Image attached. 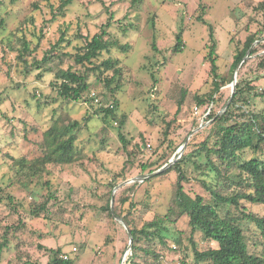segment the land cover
Returning <instances> with one entry per match:
<instances>
[{
	"label": "rangeland",
	"instance_id": "1",
	"mask_svg": "<svg viewBox=\"0 0 264 264\" xmlns=\"http://www.w3.org/2000/svg\"><path fill=\"white\" fill-rule=\"evenodd\" d=\"M263 1L139 0L132 5L131 0H76L66 8L63 17L52 20L48 2L44 0H0L3 2L0 19L4 20V30L0 31V241L5 235L11 245L2 264H46L51 255L49 249H60V257L66 255L72 264H128L131 249H127V232L104 209L110 193L109 207L114 212L113 196L133 183L116 191L110 184L116 180L119 185L147 175L160 164L163 154L171 153L169 160L175 159L188 137L183 153L192 151L205 139L203 132L190 140L209 125L205 120L210 106L199 107L194 98L212 89L209 63L204 60L208 44L205 24L213 27L218 73L226 81L220 90L221 103L215 108L218 113L231 94V83L227 80L233 56L249 34L260 33L264 28L260 9ZM33 2H38V9L32 7ZM49 4L55 7L58 0H50ZM200 6L204 7L203 14ZM31 16L35 18L34 25L29 24ZM198 16L205 24L197 21ZM66 25L69 34L79 27L87 37L99 33L103 26L110 39L128 46L125 53L115 50L110 54L118 59L122 72L119 91L111 95L94 76L87 75L88 98L93 101L65 104L50 85L58 64L56 57L49 65L53 72L41 79H37V70L27 77L16 71L19 28L33 41L40 37V48L32 56L41 60ZM179 33L181 52L173 53ZM260 35L262 39L251 47L256 53L248 54L244 67L237 70V78L250 81L258 93L264 91V34ZM27 58L30 61L31 57ZM69 63L64 59L61 66ZM182 93V107L175 114ZM113 100L117 103V119H123L120 128L112 120L111 125L103 124L102 113L84 124V118L111 106ZM253 110L264 112V99L257 98ZM73 121L80 123V129L74 131L76 161L66 166H50L48 173L32 182L28 178L18 180L12 159L40 156L43 132L52 125L63 128ZM119 134L125 139V146ZM250 156L251 153L246 154L247 158ZM143 164L155 165L143 173L140 169ZM187 177L188 181L182 183L184 191L209 202V195L200 183L206 178L191 170ZM175 178L176 174L170 172L148 184L137 182L140 185L133 199L143 200L149 206V211L140 204L131 211L130 218L138 228L144 222L164 219L172 206ZM52 195L54 198L49 200L45 211L38 217L30 215L35 206ZM240 204L247 212L264 216L263 206L245 201ZM227 209L228 205H221L220 214ZM170 218L172 223H166L170 236L166 246L153 244L154 250L160 252L161 264H182V260L184 264H194L190 240L197 242L199 250L216 247L215 243L202 241L200 233L191 234L187 217H178L176 213ZM18 221L24 227L15 230ZM244 232L249 252L264 256L256 228L245 223ZM174 238L179 239L178 243ZM13 248L19 257L16 258ZM146 260L150 259L139 252L133 264H147Z\"/></svg>",
	"mask_w": 264,
	"mask_h": 264
},
{
	"label": "trees",
	"instance_id": "2",
	"mask_svg": "<svg viewBox=\"0 0 264 264\" xmlns=\"http://www.w3.org/2000/svg\"><path fill=\"white\" fill-rule=\"evenodd\" d=\"M44 1L48 2L53 20L58 16L63 17L66 8L76 0H58L55 7L49 4L50 0ZM135 1L139 0H131V4L134 5ZM2 5L3 2H0V7ZM31 5L34 9L39 8L38 2H33ZM200 8L203 14L204 7L200 6ZM260 9H262L264 16V1L260 4ZM196 19L205 24L201 16ZM28 20L30 25H34L35 18L33 16L29 17ZM23 21H26V19ZM109 25L107 23L106 28ZM205 25L208 32V44L204 60L209 63L212 89L208 94L196 95L194 98L199 107L210 106L205 120V122L209 121V125L194 134L190 140L202 136L203 132H206L205 139L192 151L183 153L178 160L158 176L142 182L148 184L158 177L174 172L176 178L172 206L167 210L163 220L156 218L144 222L138 228L133 219L130 218L131 211L135 210L139 204L145 211H149L147 203H144L143 200L135 201L133 199L135 189L140 184L135 182L124 186L113 196L114 213L123 221L132 237L128 264L134 263L139 252L146 259H150L146 260L147 264H161L160 252L154 250L153 244L156 242L164 247L166 246V240L170 238L166 223H172L170 217L176 213L178 217H187L191 234L198 232L202 241L216 244L213 249L207 247L204 250H199L197 242L190 240L194 264H264V256L249 252L244 235V224L253 225L261 238V247L264 251V216L259 217L251 214L244 210L240 204V201H245L264 207V112L253 110L254 101L257 98L264 99V91L256 92L250 81L238 77L230 104L222 114L217 115L215 108L221 103L220 90L226 81L218 73L216 64L218 56L215 52L216 43L213 27L210 24ZM3 30L4 20L0 19V31ZM69 30V25H66L62 30L60 29L56 42L50 46L41 60H37L32 55L40 48V37L33 41V39L28 38L24 29L19 28L16 35L19 48H17L15 56L16 62L19 64H16L18 67L14 65L16 71L21 76L27 77L31 72L37 70L39 71L37 79H41L42 75L53 72V68L49 65L56 57L58 64H55L57 68L50 85L57 98L65 104L79 102L89 104L93 101L92 98H88L90 84L87 81V75L94 76L96 81L100 82L109 94L113 95L119 91L121 89L122 72L119 68L118 59L112 58L110 54L115 50L125 53L128 46L126 44L121 45L116 39H110L107 30L103 26L100 28L99 33L93 34L91 37L82 34L79 27L72 34H69ZM123 32H125V29H123ZM262 33L264 34V28L260 33L249 34L242 48L233 56L229 69L230 77L227 80L229 83L232 82V75L237 66L242 62L240 65V69H242L246 64L244 57L247 52H250L249 56L256 53V50L251 49V47L253 43L262 39L260 38ZM181 47L182 41L179 33L176 36V43L172 48V52H181ZM152 48L156 50L154 44ZM67 49L72 51L69 52ZM27 57H31L30 61L27 60ZM64 59L70 62L66 67L61 66ZM262 63H264L263 59ZM183 98L184 93L180 96L175 114L180 112ZM116 107L117 103L113 100L111 106L94 111L90 116L84 118L83 122L87 124L98 113H102L101 122L103 124L111 125L112 123L109 121L112 120L117 122L120 128L123 119H117ZM78 129H80V123L77 121L68 123L63 128H57L53 125L48 127L42 134V153L40 156L30 160L23 157L12 159L15 177L18 180L28 178L32 182L44 173H48V167L50 166H66L75 162L77 159L75 146L77 135L74 131ZM163 135L165 138L167 137V129L164 130ZM119 139L125 146L126 141L121 134H119ZM247 153H251L249 158L246 157ZM170 156L171 153L169 155L163 154L160 158V164L147 173L150 174L162 168L169 162ZM154 165H141V172L144 173ZM190 170L191 173L197 172L201 177L211 179L200 180L201 185L209 195V202H206L200 195L190 196L184 191L182 183L188 181L187 175ZM119 178L121 177L117 179ZM117 183L114 180L110 184V188H115ZM220 186L222 187L219 188ZM225 189L229 192H224ZM53 198V195L49 196L41 204L35 206L30 211V215L38 217L41 211L47 209L49 200ZM8 199L11 201V196ZM109 201L110 193L104 210L111 216ZM221 205L230 207L223 215L220 214ZM23 227L24 223L18 221L15 230ZM173 240L178 243L179 239L174 238ZM10 247L9 240L4 235L0 241V264H2L4 253ZM38 248L41 249L40 246ZM48 252L51 255L46 264H72L70 260H64L60 257V249H49ZM13 253L16 258L19 257L15 248H13ZM181 263L184 264L185 261L182 260Z\"/></svg>",
	"mask_w": 264,
	"mask_h": 264
},
{
	"label": "water",
	"instance_id": "3",
	"mask_svg": "<svg viewBox=\"0 0 264 264\" xmlns=\"http://www.w3.org/2000/svg\"><path fill=\"white\" fill-rule=\"evenodd\" d=\"M248 54H249V52H247V54L245 55L244 60L248 57ZM244 60H243V61H244ZM241 63H242V62H241ZM241 63L237 66V68L235 69V71H234V73H233V75H232L231 94H230V96H229V98H228L226 104L224 105L223 109H222L220 112H218L217 115L222 114V113L227 109L228 105L230 104V101H231L232 96H233V93H234L235 84H236V81H237V79H236V78H237V70L239 69ZM201 127H202V126H200L198 129H200ZM198 129L195 130V131H192V132L189 134V136H191V135H193L195 132H197ZM188 138H189V137H188ZM188 138L185 140L184 144L178 149V151H177L178 154H177V157H176L175 159L172 158L171 160H169V162H168L166 165H164L162 168L158 169V170L155 171V172H152V173L147 174V175H139V176H137V177H135V178H133V179H131V180H129V181H125V182H123V183L117 185V186L114 188V191H116V190L119 189L120 187L124 186L125 184H128V183H135V182L142 183V182H144L145 180L149 179L150 177L162 173L164 170H166L169 166H171L176 160H178V159L181 157V155H182L183 152H184L185 145H186V141L188 140ZM114 191H113V192H114ZM110 211H111V215L113 216V218H114L117 222H119L120 224H122V225L124 226V228H125V230H126V232H127V236H128V238H129V244H128V248H127V249L130 250V249H131V239H132V237H131V233H130L129 229L124 225V223L122 222V220H121L118 216H116V215L114 214L112 208H110Z\"/></svg>",
	"mask_w": 264,
	"mask_h": 264
},
{
	"label": "built area",
	"instance_id": "4",
	"mask_svg": "<svg viewBox=\"0 0 264 264\" xmlns=\"http://www.w3.org/2000/svg\"><path fill=\"white\" fill-rule=\"evenodd\" d=\"M73 251H75V249H73ZM62 259H68V257L66 255L62 256Z\"/></svg>",
	"mask_w": 264,
	"mask_h": 264
}]
</instances>
